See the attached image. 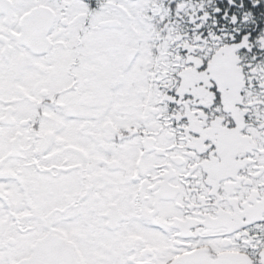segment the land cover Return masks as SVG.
<instances>
[{
    "label": "snow or ice",
    "instance_id": "snow-or-ice-1",
    "mask_svg": "<svg viewBox=\"0 0 264 264\" xmlns=\"http://www.w3.org/2000/svg\"><path fill=\"white\" fill-rule=\"evenodd\" d=\"M0 264H264V0H0Z\"/></svg>",
    "mask_w": 264,
    "mask_h": 264
}]
</instances>
